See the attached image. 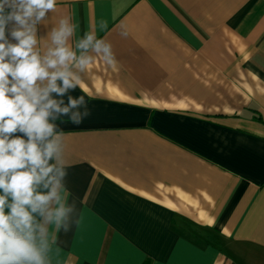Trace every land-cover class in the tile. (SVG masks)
Returning <instances> with one entry per match:
<instances>
[{"label":"crops","instance_id":"1","mask_svg":"<svg viewBox=\"0 0 264 264\" xmlns=\"http://www.w3.org/2000/svg\"><path fill=\"white\" fill-rule=\"evenodd\" d=\"M65 16L116 63L55 121L78 213L51 264H264V0H57L38 37Z\"/></svg>","mask_w":264,"mask_h":264},{"label":"clouds","instance_id":"2","mask_svg":"<svg viewBox=\"0 0 264 264\" xmlns=\"http://www.w3.org/2000/svg\"><path fill=\"white\" fill-rule=\"evenodd\" d=\"M56 8L57 0H0V264H51L55 233L72 230L78 208L65 190L64 132L55 121L88 118L85 95L70 93L97 58L116 63L95 31L73 43L78 26L68 16L39 38Z\"/></svg>","mask_w":264,"mask_h":264}]
</instances>
